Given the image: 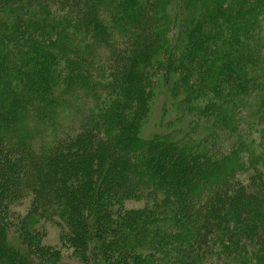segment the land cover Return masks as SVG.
<instances>
[{
  "label": "rangeland",
  "instance_id": "obj_1",
  "mask_svg": "<svg viewBox=\"0 0 264 264\" xmlns=\"http://www.w3.org/2000/svg\"><path fill=\"white\" fill-rule=\"evenodd\" d=\"M112 1L119 7V0ZM148 1H150L149 4H145V2ZM177 2L178 0H136V4L140 5L141 9L144 10L142 13L141 24H136L133 29L130 28V26H123V29L129 31H126V35L122 36L117 33H113V37L111 35V37H109L108 39L112 42L105 41V45L103 44V48L98 47L96 50L93 49V51L88 48L91 50L90 52H88V49L78 51L76 44L78 42L81 43V41L83 43L85 42L84 44L87 45H90L92 43V35L90 31H92L93 26L90 15L96 20H100V18L103 17L101 15L102 13H105L107 15V2L105 3L103 0H98L95 4L99 6V8L97 10L91 8L90 11L88 9V7L90 6H88V4L85 3L84 0H27V3L26 0H0V56L5 57V64L7 63L10 65L9 69L12 73L11 78H14L17 73L24 74L23 72H21V66L25 63L24 59L27 56V51H29L26 49H18L20 48L19 46L23 45L24 41L22 38L23 36H19L17 34L12 35L10 33L12 30L10 27H12L11 23L13 21L18 20L20 21L21 25H24L27 23L26 17L30 16L31 19L34 18L37 20L41 17L40 15L45 12L51 13L52 15L50 19L51 21L47 22V25H45L43 28V30L45 31H50L51 25L55 24L56 22V17H59L58 21L66 23V15H72V19L74 18L75 23L77 22V20H81L80 28H83L79 31L78 26H75L74 22L72 23L74 26H72V24H70L71 26H64L65 23L63 25L59 24V27L61 25L60 29H62L61 35L67 32V35H65L66 39H69L71 35H74L75 38L73 39L74 41H71L69 45H67L68 47L66 46L69 52L65 51L64 53H60L59 56L56 57V61L60 60V64L59 66L57 65L54 71L55 73L52 74L48 72V76L51 77L52 81L55 82H51L55 90L51 92V95L49 94L50 96L48 97V100L51 102L58 101L60 103H64L63 105L56 104V106L58 107L57 109L55 108L53 110V117L51 119L49 118L50 122H46V125L42 123L43 121H45L44 119L42 120L40 118L41 121H37V119L32 118V116L34 115V113L32 112L38 111L39 113H41L43 111V108H45L46 105L49 104L48 101L43 102L42 99L40 100L38 98H35V102H30L32 98L28 97L29 89L24 88V91L20 92L17 90V83L12 81L13 83L11 85V90H14V94L16 96L22 98L23 103L25 104V111L26 113H28L27 115L23 114L21 115V117H17L15 122L17 130L15 133H22L23 131L24 133H32L34 137H32L31 145L34 150L39 149V147L46 143L50 144L51 141L57 139V137H60L61 135L63 137V140L75 139L81 134L85 133L87 129H81L82 131L78 130L79 126L83 123V121L89 120V118H91L90 115L93 116V113L95 111L101 110V107H99L100 104V106L108 107L111 106L113 102L117 101L121 103V106H123V108H126L124 115L118 117L121 122L120 126L116 125V127L118 129L120 127H123L118 131L122 133L123 129H125L127 131V134H130L128 135L129 139H131V141L136 140L135 143L140 144L139 148H135L132 150L134 152L133 154H135L134 156L125 157L126 164L132 166L134 160L137 159V157H141L144 160L146 159V162H143V165L140 166L143 170L153 169L152 165H154V167L156 168V176L164 177L163 179H160L158 185L157 183L151 184L150 180H147L145 178H141V180L139 177L138 179L134 178L136 182H134L133 186L143 185L141 188L142 190L140 189L141 192H139V189H137V192L134 191V193L133 190H131V194L127 195L126 197H121L122 187H118L117 184L113 181L115 180V174L118 172L117 168H115L116 165H114L116 162L113 163V159H111V162L113 164L110 165V163H106L105 166H103L104 168H102L97 165L95 159H92V162L90 164L92 167V171L90 172H93V175H91L92 177H90L92 179V182L95 176L97 178H103L102 181L95 180L97 181L96 185H99V187H97V191L99 190L97 196L100 197H93L92 195L94 194V191L89 192V197H86L83 196V194L78 196L76 195V193L68 192L70 190H65L63 188L62 190L57 189V193L59 194L58 197H56L52 195V193L56 189L53 185L52 186L54 188L49 185L50 183L48 184L49 188L46 189L45 193H42V191L40 193L37 191V186L39 185L38 181H34V184H31L30 181H25L26 177L29 179L30 175L32 174L30 173L31 170L28 171V163L25 160L17 159V153H19L20 151L19 148L14 147L15 149H9L7 148L9 146H6L7 150L9 149L11 152L6 151L5 153H8V155L5 158L0 157V242L2 243L0 246V264H116L117 261L121 259L119 257L123 253L126 255L127 263H130L131 259L129 258V255L133 253L131 254L132 256L137 255L139 258H141V260L145 259L150 262V264H165L166 261L170 259H168V257H162V248L155 247V250H153L145 244V240H149V234H147V231L149 232V230L154 229V224H159L160 222L149 223L151 220L150 218L146 222V224L143 223L142 229L137 230L136 233L132 232L129 227L140 225V223H142L141 220L144 213L148 212L150 214H153V210L156 211L157 209L153 208L156 201L160 202L163 199L168 200L166 199L167 196L165 195L164 190H171L173 188V184L170 183L171 181H168L166 179L173 165L172 163H176V161H180V164L182 165L191 163L195 158L194 155H202L204 152L209 153V155H211L210 157L214 159H221L223 158V156H225V154H229L232 156L228 158L229 161L226 162L227 164L224 163L225 165L222 166V169L225 173L217 166L210 167L213 170L210 173L209 171L205 170L209 165L204 164L201 168L202 170H200L202 172H200L199 169L193 171V173L199 172L198 175H196L195 177L189 175L188 181H190V186L193 185L197 188L199 185H202L201 188L205 191L202 194L203 197L205 195H208L206 191L213 193L220 190V187H216L213 185V182L219 179V177L216 176L214 172L218 171L219 175L220 173H224L226 174L225 177L229 178L228 172L231 166L229 164H232L235 174L230 177L231 182L233 181V184H230L229 188L231 187L232 190V187H237L238 184L236 185L234 183H236V180H238L241 185H248V188L245 189L246 192L251 193L253 190L256 198H260V200L263 201L259 194L255 193H264V174H259L256 169L250 167V163L252 160L251 158L257 157L254 151L257 152V154H260L262 153V148L264 147V119L262 117L263 113H257V111H255L254 109L256 106H258V110L259 107L263 106L262 108H264V84H258L261 87L255 89L252 87L254 85L253 83L255 79L249 83V85L251 86L248 88L246 93L242 95V104L245 106L237 107L232 106L231 104L222 106L225 108H229V112L233 114V117L230 119H234L233 123L237 122V128L231 130L229 128V122H227L225 118L215 116L213 112L207 113L208 119H204V122L201 120L198 121L199 128L195 132L192 130L193 133L191 134V136H189V138L191 137V139H193V144L200 143V139H198V137L203 133L204 141L200 143L205 146H201L203 149L198 148L193 150V148H191L192 144L191 146L186 147V140L188 136L185 137V135H180L177 133L176 128H179V125L184 127L186 126L185 122H182L184 120V116L181 117L183 119L178 120L173 124L168 123L170 119L172 122L173 120L177 119L179 113L182 112V107H179V104H177L178 101L176 102V98L180 96L184 97L186 94L185 84H183L182 88H180L177 87L178 85H174L172 78L168 77L169 79H167L165 83L163 81L164 77H162V68L168 67V59L170 58L167 55L168 47L164 46V44H167L170 41L169 43L172 42L171 44L174 46V42L177 39V32L180 33L179 31L182 30V21L180 20L182 19L184 13H186L185 10L179 9L180 5ZM183 2H185V0H183ZM21 5L24 6V10H22L23 12L18 8V6ZM244 5H246V8L250 9V15L246 19L245 23H247V25L251 28L253 27L258 29L259 31L261 30L256 36L253 35V38L249 40V43L253 46L258 45L264 47V1L262 2L260 0H247L244 2ZM223 6L225 8L229 7L236 10L234 0H227V3L224 2ZM15 14H18L19 17H14ZM5 15L11 17L7 18ZM171 15L176 16V22L170 23V18L168 16ZM103 23L105 22H102L100 25L104 28V31L106 33L110 32V24L108 22L106 24ZM190 26L193 25L190 24L188 27ZM36 27L41 28V23H38V25L35 26L32 31L36 30ZM166 29H168V32ZM73 30L77 31L78 33L85 30V32H82L85 36H81V34L80 36H78L74 33H71L73 32ZM3 31L6 34L8 33V38H6L4 34H2ZM87 31L89 33H87ZM54 33L55 32L53 29V40H55V37L57 36ZM139 34L142 36L147 35V38L153 34L155 46L157 47H155V51H153V57H156V59L160 58L161 61H164L165 66L160 65L156 60L154 64H151L152 66H148L146 68V71L142 73V76H140L142 82V91H139L141 93H139L138 91L137 93H135L134 91H131L134 80V77L132 76L133 73L127 72L126 65L124 68V64H121V62L123 63V60L125 59H135L136 56H140L138 52H134L136 51V48H134V39ZM61 35H59L58 37H60ZM33 36V38L39 37V35L36 34H34ZM58 39V42L64 40L62 39V37ZM76 41L77 43H75ZM29 44L26 43V45ZM50 50L57 52L55 46H51ZM172 50H175V48H172ZM263 50L264 49H262V51ZM120 51L121 54L117 56V53ZM262 51L259 54V57H264V51ZM12 52L14 53V55L12 54ZM71 52H74V54H72ZM131 53H133V55ZM162 54L163 56H161ZM214 56L215 55H212L211 58H215ZM65 58L68 61L72 62L71 67L74 70L72 71V73L74 75H77L76 77L70 79V74H68L66 71V68H68V66L65 64ZM177 58L178 57H176L175 59ZM23 69L27 70V72L25 73L26 79L34 76L35 73L33 70H31V64L27 63L23 65ZM187 69L188 66L187 68H183L182 71H184L185 75H190V72L188 73ZM249 69L253 73L250 75L254 76L258 74L257 70L254 71L251 66ZM150 71H154L156 73L152 74ZM81 74L87 77V80L90 81V83H88L90 84L88 92L86 88H83L79 89L75 93H68L65 96L64 93L66 92H64L63 90V88L67 87L65 85H71L74 82L77 83L81 81L83 77L81 76ZM176 74L180 73L177 72ZM191 75H193L194 77H189V83L192 84L194 82L196 85V72L192 71ZM257 79H261V77H258ZM215 80H217V77L214 78V80H209L207 82L213 83L211 81ZM91 82L101 84L98 90H96L95 92H93L91 88ZM113 82L114 85L117 84L115 90L109 91L108 89H106L108 85H112ZM172 84L174 85L173 87ZM102 85H105L104 88H102ZM121 86L123 88H129H127L124 92H120L118 87L120 88ZM40 87V85H37L35 86L34 90L38 92L40 90ZM170 91H172V94L170 93ZM209 91L210 90L207 91V89H203L202 93H200L203 95L199 97H197L196 93H194V99L192 100L190 98L192 100L191 103H187L186 105H196V109L201 108L200 111L205 112L206 110L213 108V105L211 106L212 102L209 99H213L214 103L217 104V107L219 104H222L221 100L224 98L223 89H221V93L219 92V95H217L218 93H211ZM194 92H197V88L194 89ZM138 96H140V99L144 98V106L149 108V111L140 113L141 110L139 109V104L137 105V103H134V100H137L136 102H139V100L137 99ZM96 97L100 98L99 101L96 99ZM4 98L5 97L2 96L3 102L0 103V108L2 107L3 111L5 113H8L9 111H11V105L8 104L7 100L4 101ZM183 104L184 103H181L180 106H184ZM217 107L213 108V111L217 109ZM131 112L136 115V119L131 115ZM229 112L228 114H230ZM185 116H187V118H190L192 116L191 118L200 119L202 118L201 116H205V114H197V111H194L191 114L186 110ZM93 117L97 118L96 115ZM254 118L256 120V123H260L256 127V129L252 127L249 132L247 130L245 135H240L238 133V131H240V125L245 127L248 125L247 122L250 123L251 119L254 121ZM92 122H97V120L92 119ZM122 122L123 124H121ZM131 122H135L137 124L135 128L136 131H132V129L127 130V127L124 128L125 124ZM107 123L109 125L106 124V126L109 128H112V126H114L109 121H107ZM225 124H227L228 128L225 127ZM106 126H102L101 129L92 128L93 131L91 135L94 138H91V140L86 139L85 141L81 140V143L77 142L78 144H76L75 146L80 148L81 151H84V148L89 149L91 146L93 148H96L99 140H102L104 141V144L101 145V149L94 150L96 151L94 152V155H98L95 157L98 158L100 155H108L110 153L111 155L113 154V156L117 157L113 153L115 143H113L114 146L110 148L108 144L105 143L108 140L107 136L109 134L106 131ZM117 128H113L114 130H112L111 134H115L117 132ZM3 129L4 131H1L3 135L4 132L7 134L11 133L10 128ZM166 131H168V133H174L171 134L169 138L172 140L176 139L177 143H175V145L182 146L184 150L183 152L181 151V153L176 151L175 149L172 150L168 155H163V157H165L164 161L160 162V165L157 166V162L154 161L153 157L161 156L162 152L159 151V146L156 142L157 139L160 140L162 138L160 136L161 134L167 133ZM7 136L8 135H6L5 137ZM236 137L239 140L241 139V137L243 140L245 139V141H247V147L239 148V145L237 144L238 139H236ZM178 139H180V142H178ZM88 141H90L91 144ZM248 144L250 145V147L248 146ZM26 152L28 153V149L26 150ZM179 156L181 157L180 159ZM13 164H15L16 167H14ZM20 164H23L24 167L19 166ZM3 165H7L6 168H3ZM11 165L14 169L10 168ZM190 167L192 168V165L189 166V168ZM93 168L95 169L93 170ZM103 172H105V174ZM37 173L38 175L35 178L38 180L41 179L40 183L43 184V186L47 187V180L44 181V179L48 174L45 172ZM39 174L44 175L38 177ZM191 177L193 178L190 179ZM78 178L79 176L77 177V179ZM30 184L32 185V187L29 186ZM108 184H110V188ZM80 186H82V184ZM176 187L177 186H174V188ZM89 188L92 187L88 186V189ZM199 191L200 190H198L197 192ZM106 192L109 194L108 198L105 196ZM219 192L220 196L223 197L224 190ZM101 193L103 194L102 196L99 195ZM232 193V191L227 190L224 195L226 199L224 198L223 202H227L228 204L230 200L228 199L229 196L227 195H231ZM176 195L177 192L170 193V202L174 201L173 198ZM202 198L200 199V201H202ZM166 202L169 203V201ZM194 202L195 200L193 201V203ZM72 206H75V208L73 207L74 209H72ZM70 208L72 209V212ZM92 211H102L103 213H108V215L111 217V221L109 222V224H107V228L103 227L100 231L98 230V228L100 227V223L96 222L95 219L91 217V213H93ZM261 212L262 217L259 219H263L261 220L263 221V223L260 225V228H258L257 224V227L255 226L252 228L253 230H251L250 227L247 228L248 230H245V234L249 238V240L247 244L244 243V240H247L246 238L241 242L242 244L244 243L243 246L244 248H246L245 256L249 260L247 264H264V204L261 205ZM78 215L80 216L78 217L79 219L86 218L92 224L90 232L93 233V236L90 238V240L88 239V236H86V234H84L83 238H75L74 236V229H76V225H73L71 222ZM242 216V218H244L243 223L242 220L239 223L244 224V222H246L245 220L248 221L247 223L251 222V214L248 215L246 212ZM248 216L250 218H248ZM246 217L248 219H246ZM103 218H105V216ZM160 224L162 225L163 223ZM233 224L235 231H239L238 226L241 224H235V222ZM165 226L167 227V225ZM176 231L177 229L174 230V232ZM123 234H126L125 236L127 237L125 239H127V242H125V244L123 243L122 248L126 249L127 251L122 252L120 241L123 240ZM132 234L135 235L137 244L138 240L141 237H145V240L141 242V245L138 244L139 246L136 247L135 253L132 251H128L130 247L136 246L134 244L132 246L129 244L128 239H132V237H130V235ZM239 253L241 252H229V254H231V257L227 258V256H224V260L221 259L220 261H218V258H216L215 256H211L208 258V261L204 260L198 261L196 263L243 264L237 261L236 255ZM150 254L151 256H153L152 259L155 260L153 261V263L152 260L149 259L148 255ZM186 263L187 262H184L183 264Z\"/></svg>",
  "mask_w": 264,
  "mask_h": 264
},
{
  "label": "trees",
  "instance_id": "obj_2",
  "mask_svg": "<svg viewBox=\"0 0 264 264\" xmlns=\"http://www.w3.org/2000/svg\"><path fill=\"white\" fill-rule=\"evenodd\" d=\"M84 1L88 4V6H90L88 7L90 11L91 8L95 10L99 8V6L95 4L98 0ZM103 1L105 3L107 2V15L105 13V15L102 13L101 15L103 17H101L100 20H96L90 15L93 26L92 31H90L92 35V43L90 45H87L84 44L85 42L83 43L81 41V43H77L76 41L75 43H77L76 46L78 51H83L88 48H90L92 51L93 49L96 50L98 47L103 48V44L105 45V41H109L108 39L109 37H111V35L113 37V33H117L122 36L126 35V31L128 30L123 29V26H130V28L133 29L136 24H141L142 13L144 10L141 9L140 5L136 4V0H119V7L118 5L113 3L112 0ZM245 1L247 0H234L236 10L229 7L225 8L223 6L224 2L227 3V0H185V2H183V0L182 2L181 0H178L177 2L180 5L179 9L185 10L186 13H184L182 19L180 20L182 21V30L179 31L180 33L177 32V39L174 42V46L171 44L172 42L169 43L170 41L167 44H164V46L168 47L167 55L170 58L168 59L169 62L167 61L169 63L168 67L162 68V77H164L163 81L165 83L166 80L169 79L168 77H170L173 79L174 85H178L177 87L182 88L183 84L186 85L185 96L176 98V102L178 101L177 104H179V107H182V112L179 113L177 119L173 120V122L170 119L168 123L173 124L174 122L183 119L181 117L184 116V120L182 122H185L186 126L184 127L179 125V128H176V131L180 135H185V137L188 136L186 140V147L191 146L192 144L191 148H193V150L198 148L201 149V146H204L203 144H200L204 141L203 133L198 137V139H200V143L193 144V139H191V137L189 138V136H191V134L193 133L192 130L195 132L199 128L198 121L201 120L204 122V119H208L207 113L213 112L215 116L225 118L227 122H229V128L231 130L237 128V122L233 123L234 119H230L233 117V114L229 112V108H225L222 106L226 104H231L232 106L237 107L245 106L242 104V95H244L248 88L251 86L249 85V83L255 79L253 83L254 85L252 86L255 89L261 87L258 84H264V57H259V54L261 53L262 49H264V47L258 45L253 46L249 43V40L253 38V35L256 36L261 30L259 31L256 28H251L247 25V23H245L246 19L250 15V9L246 8V5H244ZM260 1L263 2L264 0ZM149 2L150 1L145 2V4H149ZM18 8L21 11L24 10V6L22 5L18 6ZM43 13L37 20L34 18L31 19L30 16L26 17L27 23L24 25H21L20 21L18 20L13 21L11 23L12 27H10L12 29L10 32L12 35L17 34L19 36H23V45L19 46L20 48L18 49L29 50L27 51V56L24 59L25 63L23 65L27 63L31 64V70H33L35 73L34 76L26 79L25 73L27 72V70L23 69L22 65L21 72H23L24 74L17 73L14 78H11L12 73L9 69L10 65L7 63L5 64V57L0 56V103L3 102L2 96H4L5 98L3 100H7L8 104L11 105V111H9L8 113H5L2 107L0 108V134H2L1 131H4L3 128H10L11 132L8 134L4 132V135H0V157L5 158L8 155V153L5 152H11L9 150L10 148H19L20 151L19 153H17V159L25 160L28 163V171L31 170L30 173H32L29 179L26 177L25 181H30L31 184L34 181H38L39 185L37 184V191L40 193L41 191L42 193H45L46 189L49 188L48 184L50 183L49 185H53L56 189L52 193V195L56 197H58L59 194L57 193V191L60 189L62 190V188L65 190H70L68 192L76 193V195L78 196L83 194V196L86 197H89V192L94 191V194L92 193V196L100 197L97 196L99 191H97V187H99V185H96L97 181L95 180L102 181L103 178H97L95 176L96 179L94 177V180L92 182V179L90 178L92 177L91 175H93V172H90L92 171V167L90 165L92 159H95L97 165L102 168H104L103 166H105L106 163H110L111 165L116 162L114 165H116L115 168H117L118 172L115 174V180L113 181L117 184L118 187H122L121 197H126L127 195L131 194V190H133V193L134 191L137 192V189H139V192H141V188L143 185L133 186L134 182H136L134 178L138 179L139 177L140 180L141 178H145L147 180H150L151 184L157 183L158 185L160 179H163L164 177L156 176V168L154 167V165H152L153 169L143 170L140 166L143 165V162H146V159L144 160L141 157H137V159L134 160L132 166L126 164L125 157L134 156L135 154H133L134 152L132 150L135 148H139L140 144L135 143L136 140L131 141L128 136L130 134H127V131L125 129H123L122 133L118 131L123 127H120L119 129L116 127V125L120 126L121 122L118 117L123 116L126 109L121 106L120 102H113L112 105L108 107L100 106V104L99 107H101V110L95 111L93 113V116L96 115L97 118H94L92 115H90L91 118H89V120L83 121V123L79 126L78 130L87 129L84 134L78 136L79 138L77 137L75 139L63 140V137L61 135L60 137L58 136L57 139L51 141L50 144L46 143L39 147V149L34 150L31 145L32 137H34L32 133H24V129L22 130V133H15L17 130L15 124L17 117H21V115L23 114L27 115L28 113H26L25 111V104L23 103L22 98L16 96L14 94V90H11V85L13 82L17 83V90L20 92L24 91V88L29 89V92L27 91L29 93L28 97L32 98L31 100L29 98L30 102H35V98H38L40 100L42 99L43 102L48 101L49 104H47L46 107L43 108V111L41 113H39L38 111L32 112L34 113L32 118L37 119V121H41L40 118L42 120H45L42 122L44 123V125H46V122H50L49 120L53 117V110L55 108L57 109L58 107L56 106V104L63 105L64 103H60L58 101L51 102L48 100L51 92L55 90L54 86H52L51 84V82L53 83L54 81H52V78L48 76V72L52 74L55 73L54 71L57 65L59 66L60 64V60L56 61V57H58L60 53H64L65 51L69 52V50H67V45H69L71 41H74L73 39L75 38V36L71 35L69 39H66L65 35H67V32L61 35L62 29H60V27L65 22L58 21L59 17H56V22L55 24L51 25L50 31L43 30L44 26L47 25V22L51 21L50 19L52 16L51 13ZM5 16L7 18L11 17L8 15ZM17 16L18 14L14 15V17ZM168 17L170 18V23L176 22L175 15H171ZM65 20L66 23L64 26H71L70 24L74 22V18L72 19V15H66ZM80 21L81 20H77L76 23L74 22L75 26H78L79 31L83 29L82 27L80 28ZM102 22H105L103 24H106L107 22L110 24V32L106 33L104 31V28L100 25ZM38 23H41V28L36 27V30L32 31V29L37 26ZM59 24H61L60 27ZM190 24H192L193 26L188 27ZM72 26L74 25L72 24ZM53 29L55 32L54 34L57 35L55 37V40H53L54 38H52ZM166 30L168 32V29ZM82 32H85V30H83ZM82 32L78 33L77 31L73 30V32L71 33H74L78 36H80V34L81 36H85ZM87 33L89 32L87 31ZM2 34H4L6 38L9 37V35H7L8 33L6 34L4 31L2 32ZM34 34L39 35V37L33 38ZM59 35H61L60 37H62V39L64 40L58 42L57 40H59L58 38H60L58 37ZM26 43L30 44L26 45ZM134 43V48H136V51L134 52H138L140 56H136L135 59H125L123 60V63L121 61L120 62L121 64H124V68L126 65L127 72L133 73L132 76L134 77V80L131 91L137 93V91H142V82L140 76H142V73L146 71V68L151 64H154L156 61L163 66L164 61H161L160 58L156 59V57H153V51H155L156 47L153 34L148 38L147 35L142 36L139 34L134 39ZM51 46H55L57 52L50 50ZM172 48H175V50H172ZM90 49H88V52L91 51ZM71 53L74 54V52ZM133 53L131 54L133 55ZM12 54L14 55L13 52ZM117 54V56H119L121 54V51ZM212 55H215V58H211ZM161 56H163V54ZM176 57L178 58L175 59ZM65 60V64L68 66V68H66V71L68 74H70V79L76 77L77 75H74L72 73V71H74L71 67L72 62L68 61L66 58ZM187 66V72H190V75H185L184 71H182V69L185 67L187 68ZM250 66L254 71L257 70V75H250L253 74L249 69ZM192 71L196 72V85L194 82L192 84L189 83V77H194L193 75H191ZM150 72L152 74L156 73L154 71ZM177 72H179L180 74H176ZM81 76H83V74H81ZM215 76L217 77V80L211 81L213 83L207 82L209 80H214V78H216ZM258 77H261V79H257ZM88 83H90V81L87 80V77L83 76L81 81L77 83L74 82L71 85L66 84L65 86L67 87L63 88L64 92H66L64 93V95L66 96V94L71 92L75 93L79 89L83 88H86L88 92L90 86V84ZM37 85L41 86L38 92L34 90L35 86ZM100 85L101 84L99 83L91 82V88L93 92L98 90ZM116 85H114L113 82L112 85L109 84L106 89H108L109 91L115 90V88L117 87ZM174 85L172 84V87ZM104 86L102 85V88H104ZM127 88L129 87H118L120 92H124ZM195 88H197V92H194ZM203 89H207V91L210 90L209 92L211 93H218L217 95H219V92L221 93V89H223L224 98L221 100L222 104H219L218 107L217 104L214 103L213 99H209L212 102L211 106L213 105V108L217 107V109H215L214 111L213 108H208L209 110H206L204 112L200 111L201 108L196 109V105H186L187 103H191V101L194 99V93H196L197 97L203 95L200 94L202 93ZM170 93L172 94V91H170ZM96 99L99 101L100 98L96 97ZM137 99L139 100V102H136L137 100H134V103H137V105L139 104L138 106H140L139 109L141 110L140 113L149 111V108L144 106V98L140 99V96H138ZM181 103H184V106H180ZM262 107H259L258 110V106H256L254 109L255 111H257V113L262 112V117L264 119V108ZM186 110L191 114L194 111H197V114H205V116H201L203 119L191 118L192 116L190 118H187V116H185ZM228 112L230 114H228ZM131 115L134 116V118L136 116L133 112H131ZM92 119H96L97 122H92ZM107 121H109L114 126H112V128L107 127ZM121 124H123V122ZM247 124L248 127L240 125V131H238L240 135H245L247 130L249 132L252 127L256 129V127L260 123H256V120L254 118V121L251 119L250 123L247 122ZM102 126H106V131L109 133L107 136L108 140L105 143L108 144L109 148L113 147V143H115L113 149L115 152L113 151V153L117 157L113 156V154L111 155V153L108 155H100L98 158L95 157L98 155H94V152H96L94 150L101 149V145L104 144V141L102 140H99L96 148H93L91 146L89 149L84 148V151H81L80 148L75 146L76 144H78L77 142L81 143V140L85 141L86 139H93L94 137L91 135L93 131L92 128L101 129ZM124 126V128L127 127V130L132 129V131H136L135 128L137 124L135 122H131L125 124ZM225 127L228 128L227 124H225ZM113 128H117V132L115 134H111L112 130H114ZM166 132L167 133L161 134L160 136L162 138L160 140L157 139L156 142L159 146V151L162 152L161 156L153 157L154 161L157 162V166L160 165V162L164 161L165 157H163V155H168L172 150L175 149L178 152H183L184 150L182 146L175 145V143H177L176 139L172 140L169 138V136L174 133H168V131ZM6 135L8 136L5 137ZM236 139L238 138L236 137ZM88 142L91 144L90 141ZM178 142H180V139H178ZM237 144L239 145V148L247 147V141H245V139L243 140L242 137L240 140L238 139ZM6 146H9L7 147L9 148V151L7 150ZM248 146L250 147L249 144ZM27 149L28 153L26 152ZM262 150L263 151L260 154H257V152L254 151L257 157L251 158L252 160L250 163V167L256 169L259 174H264V147L262 148ZM194 156V163L191 162L185 165L180 164V161L172 163L173 165L166 179L168 181H171L170 183L173 184V188L171 190H164L165 195L167 196L166 199L168 200L161 199L162 201L160 202L156 201L154 203L155 205L153 206V208H157L156 211L153 210V214H150L148 212L144 213L141 220L142 223H140V225L132 226L129 228L130 230H132V232L136 233L137 230L142 229L143 223L146 224V222L150 218L151 220L149 223H163L162 225L160 223L154 224V229L149 230V232L147 231V234H149V240H145V237H141L138 240V244L141 245V242L145 240L146 246L152 248L153 250H155V247H161L163 251L162 257H168V259H170L167 260L166 263L163 262L165 264H183L184 262H187L186 264H199L196 262L204 260L208 261V258L211 256H215L216 258H218V261H220L221 259L224 260V256L230 258L231 254H229V252L237 253V251L241 252L236 255L237 261L239 263L247 264L249 260L245 256L246 248H244L243 244H247L249 238L246 236L245 230L247 231V228L249 227L251 228V230H253L252 228L255 227L256 224L258 225V228H260V225L263 223V221H261L263 219L260 220L259 218L262 217L261 205L264 204V193H255L259 194V196L263 200L261 201L260 198H256L253 190L251 193L246 192L245 189L248 188V185H241L240 182L236 179V183L234 184H238L237 187H232V190L231 187L229 188L230 184H233V181L231 182L230 177L235 174L234 168L232 164H229L231 165L228 172L229 178H226V174H224L225 172L222 169V166L225 165L224 163L229 161L228 158H230L232 155L225 154V156H223V158L221 159H214L210 157L211 155H209V153L204 152L202 155ZM180 158L181 157L179 156V159ZM111 159H113V163L111 162ZM204 164L209 165L205 170L209 171L210 173L213 171L210 167L214 166H217L224 172L220 173V175L218 171L214 172L215 175L219 177V179L214 181L213 185L216 187H220V190L213 193L206 191V193L208 194L205 195L206 197L202 196L203 192H205L201 188L202 185H199L196 188L193 185L190 186V181H188L189 175L193 177L198 175L199 172L193 173V171L198 169L199 171L202 170L201 168ZM191 165L192 168H189V166ZM6 166L3 165V168H6ZM13 166L16 167L15 164H13ZM19 166L24 167L23 164H20ZM10 168L14 169L12 168V165ZM94 169L95 168H93V170ZM37 172H45L48 174L46 177L44 176V181L47 180V187L43 186V184L40 183L41 179L38 180L35 178L38 175ZM103 173L105 174V172ZM42 175L44 174H39L38 177ZM78 176L79 178L77 179ZM193 177H191L190 179H192ZM31 184L29 185L30 187H32ZM81 184L82 186H80ZM88 186H91L92 188L88 189ZM108 186L110 188V184H108ZM174 186L177 187L174 188ZM198 190L200 191L197 192ZM222 190H224L223 197L220 196L219 192ZM227 190L233 192L231 195H227L229 196L228 199L230 200V202L228 203L229 205L227 204V202H223V199H226L224 195ZM171 192H177V195L173 198V202H170L169 200V195ZM99 195L102 196L103 194L101 193ZM105 196L108 198L109 194L106 192ZM201 198L202 201H200ZM194 200L196 206L193 203ZM166 201H169V203H167ZM73 207L75 208V206H72V209H74ZM246 212L248 215L251 214L252 219L248 216L251 222L249 221L250 223H247L248 221L245 220L246 222H244V224L239 223L241 220L243 223L244 218H242V215ZM93 213H91V217L95 219L96 222L100 223V227L98 228V230L100 231L103 227L107 228V224H109V222L111 221V217L108 215V213H103L102 211ZM104 216L105 218H103ZM78 217L80 216L78 215L71 222L73 225H76V229H74L75 238H83L84 234H86V236H88V239L90 240V238L93 236V233L90 232L92 226L91 222L86 218L79 219ZM248 218L246 217V219ZM234 222L235 224H241L238 226L239 231H235L233 224ZM165 225H167V227ZM175 229H177L176 232H174ZM125 235L126 234H123V240L120 241L122 252L127 251L126 249L122 248L123 243L125 244V242H127V239H125L127 236ZM130 237H132V239H130L128 236L129 244L131 246L133 244L136 246L130 247L129 249L131 250L128 249V251H132L135 253V249L139 245L137 244L135 235L132 234L130 235ZM245 238L247 240H244ZM242 240H244L243 244L241 243ZM1 244L2 243L0 242V246ZM131 254L129 255V258L131 259L130 263H127L126 255L123 253L119 257L121 259H119L116 264H150V262H148L147 260H141V258H139L137 255L132 256ZM148 256L153 263V261H155L154 259H152L153 256H151V254Z\"/></svg>",
  "mask_w": 264,
  "mask_h": 264
}]
</instances>
